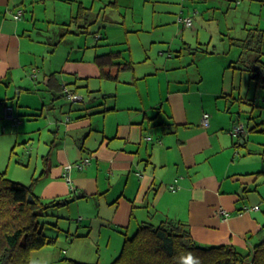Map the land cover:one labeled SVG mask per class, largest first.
I'll use <instances>...</instances> for the list:
<instances>
[{
  "label": "crops",
  "instance_id": "obj_1",
  "mask_svg": "<svg viewBox=\"0 0 264 264\" xmlns=\"http://www.w3.org/2000/svg\"><path fill=\"white\" fill-rule=\"evenodd\" d=\"M242 4L0 0V173L31 179L43 202L63 198L48 210L69 220L46 233L55 247L32 251L31 264H56L63 253L96 264L100 244L109 258L131 231L165 217L186 223L200 245L246 253L262 238L264 106L256 101L264 85L251 77L255 50L244 43L249 32L250 45L264 36V0ZM236 10L242 17L230 21ZM186 16L191 26L179 20ZM200 21L208 40L199 38ZM107 53L116 54L113 66L97 62ZM64 86L82 100H69ZM248 104L261 110L247 119Z\"/></svg>",
  "mask_w": 264,
  "mask_h": 264
},
{
  "label": "trees",
  "instance_id": "obj_2",
  "mask_svg": "<svg viewBox=\"0 0 264 264\" xmlns=\"http://www.w3.org/2000/svg\"><path fill=\"white\" fill-rule=\"evenodd\" d=\"M248 48L255 50V58L248 69L256 82L264 85V36H259L257 45L252 44L255 35L249 32ZM250 46V47H249ZM116 54L107 53L97 57V62L110 60L115 63ZM112 58L110 59V57ZM104 70V66L101 67ZM32 183L14 181L0 173V264H31V252L56 239L40 228V217L47 208L64 201L63 198L41 201L32 192ZM31 194L33 201L28 200ZM49 224L48 220H43ZM44 224V225H45ZM192 252L199 257L200 264H264V227L262 238L251 251L242 253L229 244L200 245L192 238L188 225L180 220L165 217L157 223L144 222L123 242L121 251L110 264H183V256ZM61 264H85L62 257ZM99 264V263H96Z\"/></svg>",
  "mask_w": 264,
  "mask_h": 264
},
{
  "label": "rangeland",
  "instance_id": "obj_3",
  "mask_svg": "<svg viewBox=\"0 0 264 264\" xmlns=\"http://www.w3.org/2000/svg\"><path fill=\"white\" fill-rule=\"evenodd\" d=\"M244 1V4L246 3V2H248V0H243ZM251 2H253V3H256V0H250ZM259 5H260V1L259 2H257ZM244 4H242V7H243V5ZM141 8V6L140 5H137V10L139 11V9ZM235 9V8H234ZM257 11H252L253 12V14L251 15V16H247V20H249L250 22L251 21H253V20H256V19H258V18H260V13H259V6L257 7ZM145 10L147 11V12H151L152 11V7L151 6H147V5H145ZM136 11V10H135ZM237 12L236 13H234L233 12V14L234 15H237V17L235 18V19H231L230 17L228 18L230 21H232V20H239L241 17H242V12L240 11V10H236ZM150 16H151V14L150 13H145V17L146 18H148V20H146V23H145V27H146V24H147V22L150 20L149 18H150ZM194 20V19H193ZM198 24H199V38L200 39H202V40H208V33H209V31H208V29H207V27H206V25H205V22H202V21H200V22H198ZM220 24V23H219ZM217 25V21H214V22H212L211 23V25L213 26V30H214V32L217 34V31H218V29H220V27L222 26V24H220V25ZM223 32V31H222ZM192 33V32H191ZM223 34H226V32H223ZM195 38H196V35L194 34V33H192L191 34V40H193V41H196L195 40ZM187 41H190V40H187ZM226 41H227V39L226 40H223V42H225L226 43ZM204 61V60H203ZM253 87V86H252ZM244 89H245V87H244ZM242 94H244V93H242ZM252 95H253V92L252 93H250V95L248 94V95H246V96H250V97H252ZM244 96V95H243ZM263 97H264V94L262 95ZM255 101V100H254ZM257 104H260L261 102V105L262 106H264V100L262 99V101H261V99H259V98H257ZM249 103H252V101H250ZM246 109H247V113H246V118L248 119V116H250L249 115V112L251 111L253 114L255 113L254 112V110H257V111H259L260 112V108H258V107H254L252 104H248L247 105V107H246ZM257 113V112H256ZM255 113V114H256ZM263 114H264V112H263ZM257 135V134H256ZM263 140H264V135H263ZM7 175V174H6ZM8 177V176H7ZM8 178H10V177H8ZM11 180H14V181H19V180H15V179H12V178H10ZM19 182H21V181H19ZM28 183H24V182H22V183H24V184H29V183H31V179H30V181H27ZM49 208H47L46 209V211L43 213L44 215H43V219H42V217H40L41 219H39L40 220V228H43V226H45L44 227V229H43V232H45V233H54V232H56L57 230H58V232H60V229L61 230H63L62 228H64L65 226L67 227V223L69 222V220H66V219H64V218H56L55 217V215H60V214H62L63 212L62 211H59V214H57V213H54V216H53V214H51L50 213V211L48 210ZM46 214H49L50 216H51V219H53V221H50V216H48V215H46ZM61 216V215H60ZM43 220H48L49 222H51L49 225H47V224H45L44 223V221ZM74 220H76L77 221V216H74ZM55 221V223H57V226H58V228H55V226L54 225H52V223ZM71 221V220H70ZM54 223V224H55ZM45 224V225H44ZM136 229H134L133 231H131V233L130 234H132L134 231H135ZM129 234V235H130ZM54 244V243H53ZM53 244H51V245H47L46 247H48V248H54L55 247V244L53 245ZM122 243H120V245L117 247L118 248V253H119V251H120V249H121V245ZM110 249H112V246L110 247ZM100 253H101V255H100V259H99V261H98V263L99 264H110L111 262H112V260L115 258V256L118 254V253H114V255H111L109 258H108V252H104V245L103 244H100ZM116 254V255H115ZM62 257H66V255H65V253H63V256ZM61 257V258H62ZM56 264H61L60 262H58V263H56Z\"/></svg>",
  "mask_w": 264,
  "mask_h": 264
},
{
  "label": "built area",
  "instance_id": "obj_4",
  "mask_svg": "<svg viewBox=\"0 0 264 264\" xmlns=\"http://www.w3.org/2000/svg\"><path fill=\"white\" fill-rule=\"evenodd\" d=\"M22 16V10L18 9L15 13H14V18L15 19H20ZM179 20L183 22L184 25L186 26H191L192 24V18L190 16H186V17H179ZM63 92L66 94L67 98L71 101H80L82 100V95L78 94V93H74L72 91H70L66 86L63 87ZM6 118L8 119H12L16 122V118L13 115V107L11 105H6L5 106V112H4ZM201 123L204 126H207L209 123V114L208 113H203L202 117H201ZM244 131V126L242 123H239L237 125L234 126L233 128V132L235 134H240L243 133ZM88 158H84L83 160L79 161L76 163V166L78 168H83L87 163H88ZM70 165H66L65 169L66 171L69 170ZM65 179L67 182H70V177L67 173L64 174ZM171 187H173V185H171ZM255 208L258 207V205H254ZM246 209H248V207H246ZM220 213L222 215H224L225 217L228 216V213L224 210V209H220Z\"/></svg>",
  "mask_w": 264,
  "mask_h": 264
},
{
  "label": "clouds",
  "instance_id": "obj_5",
  "mask_svg": "<svg viewBox=\"0 0 264 264\" xmlns=\"http://www.w3.org/2000/svg\"><path fill=\"white\" fill-rule=\"evenodd\" d=\"M183 264H200L199 257L192 252H187L183 256Z\"/></svg>",
  "mask_w": 264,
  "mask_h": 264
},
{
  "label": "water",
  "instance_id": "obj_6",
  "mask_svg": "<svg viewBox=\"0 0 264 264\" xmlns=\"http://www.w3.org/2000/svg\"><path fill=\"white\" fill-rule=\"evenodd\" d=\"M28 200H29L30 202H32V201H33V197H32V195H31V194H29V195H28Z\"/></svg>",
  "mask_w": 264,
  "mask_h": 264
}]
</instances>
